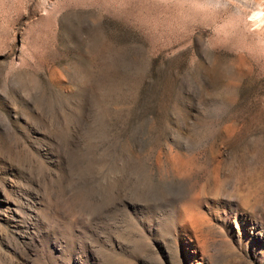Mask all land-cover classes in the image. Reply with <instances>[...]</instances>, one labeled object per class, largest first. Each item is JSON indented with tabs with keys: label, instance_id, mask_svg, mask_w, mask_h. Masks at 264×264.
Wrapping results in <instances>:
<instances>
[{
	"label": "rangeland",
	"instance_id": "obj_1",
	"mask_svg": "<svg viewBox=\"0 0 264 264\" xmlns=\"http://www.w3.org/2000/svg\"><path fill=\"white\" fill-rule=\"evenodd\" d=\"M4 9L0 264H264V59L241 30L154 0Z\"/></svg>",
	"mask_w": 264,
	"mask_h": 264
},
{
	"label": "clouds",
	"instance_id": "obj_2",
	"mask_svg": "<svg viewBox=\"0 0 264 264\" xmlns=\"http://www.w3.org/2000/svg\"><path fill=\"white\" fill-rule=\"evenodd\" d=\"M0 0V25L7 13ZM155 3L173 6L176 11L175 27L189 24L209 26L212 36L228 40L241 30L249 43L243 51L249 56L264 59V0H154ZM211 39V38H209Z\"/></svg>",
	"mask_w": 264,
	"mask_h": 264
}]
</instances>
